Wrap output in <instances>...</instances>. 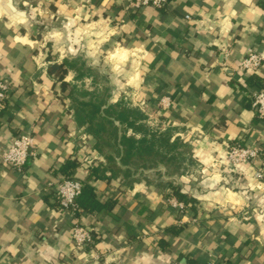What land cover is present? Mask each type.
I'll return each mask as SVG.
<instances>
[{
    "label": "crops",
    "instance_id": "crops-1",
    "mask_svg": "<svg viewBox=\"0 0 264 264\" xmlns=\"http://www.w3.org/2000/svg\"><path fill=\"white\" fill-rule=\"evenodd\" d=\"M249 48L264 54V0H170L162 9L129 0H0V81L9 85L0 158L14 136H34L22 171L0 159V264H264V176L255 177L264 175V119L251 105L264 67L238 71ZM64 61L86 71L78 79L69 69L64 82L110 86V102L125 99L151 128L169 131V143L184 150L176 154L181 167L133 179L122 167L112 176L76 123L69 90L50 74ZM163 96L171 106L160 111ZM241 141L263 154L230 165L229 147ZM70 160L80 162L73 177L109 208L59 211L57 171ZM96 165L107 168L104 178L94 179ZM170 183L194 198V209L170 194ZM75 223L93 229L81 251L71 239Z\"/></svg>",
    "mask_w": 264,
    "mask_h": 264
},
{
    "label": "trees",
    "instance_id": "trees-1",
    "mask_svg": "<svg viewBox=\"0 0 264 264\" xmlns=\"http://www.w3.org/2000/svg\"><path fill=\"white\" fill-rule=\"evenodd\" d=\"M76 66V62L70 61H64L62 64L52 63L50 74L59 79L62 91L69 90L68 98L72 102L75 121L79 128H84L95 139V151L106 158L112 176H115L122 167H125L124 173L128 179H133V174L137 172L145 174L147 170L156 169L160 165L174 166L176 169L181 167V163L176 160V154H181L184 150L177 143H169V131L151 128L146 123L148 115L139 108L129 105L125 99L110 102L112 96L110 86L90 90L85 84L79 86L64 82L63 76L69 69H77L78 79L86 75L84 64ZM129 131L132 132L131 135H128ZM236 144L244 145L242 141ZM79 163L78 160H70L64 164L57 171L60 181L73 178ZM106 169L101 165L94 166L92 169L94 179L104 178L103 172ZM169 188L172 196L188 207L195 208L194 198L182 193L180 188L171 183ZM77 204L82 210L89 212H99L111 205L98 200L96 190L91 184H84ZM167 231L175 235L180 233L176 227L168 228ZM160 243L162 246L165 245L163 239Z\"/></svg>",
    "mask_w": 264,
    "mask_h": 264
},
{
    "label": "built area",
    "instance_id": "built-area-1",
    "mask_svg": "<svg viewBox=\"0 0 264 264\" xmlns=\"http://www.w3.org/2000/svg\"><path fill=\"white\" fill-rule=\"evenodd\" d=\"M134 8H142L151 6L154 8H165L170 0H129ZM187 20H191V16H186ZM264 67V54L249 48L246 54L237 63V69L241 73L248 74L260 71ZM9 85L6 81H0V112L4 106V102L8 98ZM252 108L260 119H264V89L254 93L252 97ZM171 106L169 96L161 97L157 102L158 110H165ZM34 148V136L31 134H19L13 137L6 144L1 154V166L12 170L22 171L26 166L32 149ZM263 152L260 148L236 144L229 147L228 162L230 165L249 164L262 156ZM262 172H257L255 177L261 179ZM84 182L77 178L63 179L57 184V205L60 212L69 216H78L83 210L77 204V198L81 195ZM173 205L183 211L185 205L173 200ZM71 239L76 250H84L93 242V229L81 223L73 224L71 231ZM97 260V256H93ZM207 264H218L216 260H210Z\"/></svg>",
    "mask_w": 264,
    "mask_h": 264
},
{
    "label": "rangeland",
    "instance_id": "rangeland-1",
    "mask_svg": "<svg viewBox=\"0 0 264 264\" xmlns=\"http://www.w3.org/2000/svg\"><path fill=\"white\" fill-rule=\"evenodd\" d=\"M154 129H156V128H154ZM171 167H174V166H171ZM149 175H150V172H146V175L145 176H149Z\"/></svg>",
    "mask_w": 264,
    "mask_h": 264
}]
</instances>
